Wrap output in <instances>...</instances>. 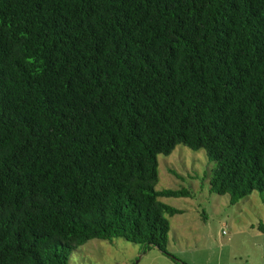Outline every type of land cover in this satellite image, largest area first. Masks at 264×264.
Instances as JSON below:
<instances>
[{
  "label": "trees",
  "instance_id": "obj_1",
  "mask_svg": "<svg viewBox=\"0 0 264 264\" xmlns=\"http://www.w3.org/2000/svg\"><path fill=\"white\" fill-rule=\"evenodd\" d=\"M179 146L230 205L264 194V0H0V264L169 255Z\"/></svg>",
  "mask_w": 264,
  "mask_h": 264
},
{
  "label": "rangeland",
  "instance_id": "obj_2",
  "mask_svg": "<svg viewBox=\"0 0 264 264\" xmlns=\"http://www.w3.org/2000/svg\"><path fill=\"white\" fill-rule=\"evenodd\" d=\"M157 191L188 189L191 198H160L182 210L170 223L169 255L144 245L92 240L77 248L68 264H264V194L230 205L229 196L210 193L215 167L206 153L179 146L159 156ZM225 233V234H224Z\"/></svg>",
  "mask_w": 264,
  "mask_h": 264
},
{
  "label": "built area",
  "instance_id": "obj_3",
  "mask_svg": "<svg viewBox=\"0 0 264 264\" xmlns=\"http://www.w3.org/2000/svg\"><path fill=\"white\" fill-rule=\"evenodd\" d=\"M225 234V233H224Z\"/></svg>",
  "mask_w": 264,
  "mask_h": 264
}]
</instances>
